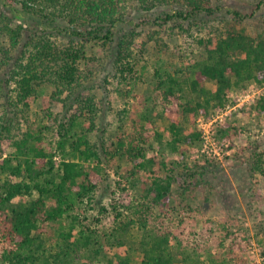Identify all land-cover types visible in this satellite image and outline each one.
Wrapping results in <instances>:
<instances>
[{
	"label": "trees",
	"instance_id": "trees-1",
	"mask_svg": "<svg viewBox=\"0 0 264 264\" xmlns=\"http://www.w3.org/2000/svg\"><path fill=\"white\" fill-rule=\"evenodd\" d=\"M260 6L252 7L251 16L261 25L251 32L235 5L226 11L237 15L224 16L225 30L199 38L200 50L187 52L162 39L151 43L144 27L176 21L190 35L192 26L220 20L221 5L212 0H0V153L5 145L14 148L0 158V264H241L235 248L241 244H227L234 232L224 225V234L203 242L158 220L156 208L169 203L174 183L186 194L202 182L199 170L176 174L171 168L163 176L166 162L147 151L154 141H163L158 123L164 121L168 149L186 156L188 147L202 140L201 128L190 129L198 116L224 111L235 103V92L250 91L251 81L264 83ZM91 43H102L106 56H89ZM100 68H117L118 90L139 99L137 111L125 107L121 116L132 132L122 130L110 142L106 128L92 139L96 104L82 92ZM46 85L65 106L57 132L44 125L17 138L22 117L30 116L31 98ZM252 108L264 111V95ZM235 116L213 127L215 138L229 147L244 128ZM263 155L258 150L250 155L252 172L264 174ZM113 161L132 188L142 181L143 191L133 194L122 181L107 182L106 167ZM87 208L97 213L93 219ZM134 225L139 238L129 240Z\"/></svg>",
	"mask_w": 264,
	"mask_h": 264
},
{
	"label": "rangeland",
	"instance_id": "rangeland-1",
	"mask_svg": "<svg viewBox=\"0 0 264 264\" xmlns=\"http://www.w3.org/2000/svg\"><path fill=\"white\" fill-rule=\"evenodd\" d=\"M212 2L222 6L224 12L222 18L224 19L211 20L206 25L200 26V24L195 28L192 26L190 35L186 31L183 32L179 27L180 22L176 21L162 26L148 23L143 32L146 33V38L151 35V43L162 39L169 42L170 45H178L179 49L190 52L200 50L199 38L214 35L220 29L225 30L227 24L224 16L235 17L237 15L235 12H231L230 15L226 13L228 9L233 11L232 7L235 5L240 9V14L245 16L243 24L247 25L250 32L255 29L257 24L261 25L258 18L251 16V12L252 7H255L258 2L261 3L259 9L262 10L264 0H212ZM185 27H188L187 23ZM101 44L91 43L88 46L87 54L96 57L106 56V49ZM84 67L86 68V66ZM151 69L153 70V68ZM96 70L92 75V81L84 82L82 92L86 96H93L96 104V125L91 133L92 139L94 140L102 133L101 128H106L104 135H106L107 142H110L114 139L115 134H123L122 130L132 132L128 116L126 115L127 124H121V116H123L125 107L134 108L137 111L139 99L136 94H124L118 90L122 84L118 82L119 76L115 72L117 68H112V72L102 68ZM209 85L214 86V83L210 82ZM141 88V86L137 87V94L142 90ZM249 88L250 91L235 92L233 94L235 103H231L224 111L212 114L210 117L198 116L195 124H190L191 130L195 127L200 129L203 124L207 125L210 130V138L206 139L203 133L200 146L188 147L186 156H183L182 153L176 154L168 149L166 142L169 140V134L164 121L158 123L164 134L163 141H154L147 152L149 156H155L159 162L162 160L166 162L167 167H162V171H160L163 176L171 168L175 169L176 174L187 169L199 170L197 178L202 182L193 192L186 194H181L178 184L174 183L169 203L163 205L162 208H156L158 216H160L158 220H163L173 230L183 228V231L188 233L192 239L197 237L203 242L208 238L214 241L215 236L219 237L220 234H224L225 231L222 230L224 225L225 228L234 232L232 235L235 237L227 239V244L234 240L241 244L235 246L237 258L240 263L242 262L241 264H264V174L252 172V158L250 157L255 150L264 154V111L258 113L252 108L256 98L264 95V83L260 85L251 81ZM52 90V85H46L39 96L31 98L30 116L27 117L28 119L22 117L17 138L25 136L28 130L32 131L44 125L54 128L53 130L57 132V117L58 114L63 113L65 106L60 99L51 97ZM66 95L65 92L62 96L66 97ZM75 108V106L73 109L71 107V112L75 111ZM245 108L246 112L243 111ZM231 113H236L237 124L244 128L229 147L228 143H221L215 138L213 127ZM133 114L134 112H132ZM48 127L43 128L44 132L51 135V130L48 131ZM47 142L48 139H45L43 144L49 147ZM5 146L4 152L0 153V158L14 150L10 145ZM111 163V166L107 165L106 167L107 182L115 184L117 181H122V185L127 186L128 191L133 194L136 190L143 191L142 181L139 187L132 188L122 175L125 172L120 171L121 175L117 172L118 162ZM0 178L3 177L0 176ZM106 203H109L108 196ZM86 211L92 219L97 215L90 208H87ZM110 219H107L109 223ZM128 236L129 240L139 238L137 226L131 227Z\"/></svg>",
	"mask_w": 264,
	"mask_h": 264
},
{
	"label": "built area",
	"instance_id": "built-area-1",
	"mask_svg": "<svg viewBox=\"0 0 264 264\" xmlns=\"http://www.w3.org/2000/svg\"><path fill=\"white\" fill-rule=\"evenodd\" d=\"M212 120V119H211ZM212 122V121H211ZM210 123V122H209ZM203 131H204V137L206 138V139H209L210 138V130L208 129V127H207V125H204L203 124V126H202V128H201Z\"/></svg>",
	"mask_w": 264,
	"mask_h": 264
}]
</instances>
